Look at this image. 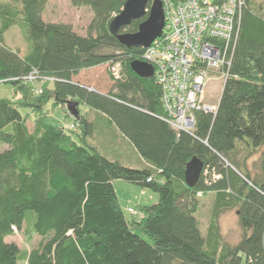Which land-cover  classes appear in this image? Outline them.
<instances>
[{"label": "trees", "instance_id": "obj_1", "mask_svg": "<svg viewBox=\"0 0 264 264\" xmlns=\"http://www.w3.org/2000/svg\"><path fill=\"white\" fill-rule=\"evenodd\" d=\"M126 1L71 0L93 14L82 34L71 23L44 19L49 0H0V83L19 95L0 99V264H264V151L255 175L239 158L240 151L264 147V12L245 0L218 109L197 110L187 132L162 118L154 76L132 69L144 48L125 46L110 31ZM146 16L119 32L137 31ZM17 24L29 42L25 54L5 40ZM115 62L123 75L110 72L114 82L106 92L75 79L84 69ZM34 71L37 80L24 79ZM38 82L48 84L36 94ZM29 92L42 101L38 114L49 101L58 107L78 102L74 119L81 133L73 136L44 116L31 129L23 112L36 106ZM90 110L97 113L92 119ZM110 134L126 137L145 163L123 164L119 148L87 139ZM194 156L204 169L189 186L185 171ZM117 179L159 194L158 201L138 206L144 217L128 210L126 216ZM206 194L212 207L203 233L198 211ZM231 209L242 231L236 243L225 242L220 228L222 213ZM24 221L43 239L22 251L6 238Z\"/></svg>", "mask_w": 264, "mask_h": 264}, {"label": "built area", "instance_id": "obj_2", "mask_svg": "<svg viewBox=\"0 0 264 264\" xmlns=\"http://www.w3.org/2000/svg\"><path fill=\"white\" fill-rule=\"evenodd\" d=\"M162 2L165 13L162 34L144 48L141 60L153 66V76L162 90V118L177 131L192 132L197 110L215 114L218 109L219 100L216 104L206 100L207 83L220 78L224 85L229 76L246 1ZM109 70L114 78H122L120 62L110 64ZM37 77L34 71L24 79L33 81ZM34 91L38 94L41 89ZM128 211L135 212L133 207Z\"/></svg>", "mask_w": 264, "mask_h": 264}, {"label": "rangeland", "instance_id": "obj_3", "mask_svg": "<svg viewBox=\"0 0 264 264\" xmlns=\"http://www.w3.org/2000/svg\"><path fill=\"white\" fill-rule=\"evenodd\" d=\"M253 6L255 10L264 12V0H252ZM44 19L47 21H58V22H68L73 25V27L82 34H85L87 31V27L89 22L92 19V11L85 6H74L71 0H49L47 6L44 11ZM6 43L13 48L19 50L22 54L27 53L29 49V42L24 32L21 29L19 24L14 25L5 33ZM78 81L86 84L91 88L98 89L102 92H106L112 86L114 79L109 71V64H102L96 67H92L89 69L82 70L76 77ZM34 80H37L34 79ZM33 80V81H34ZM48 84V83H47ZM47 84H42L41 82L37 83L39 89L41 87L44 89ZM51 86L53 83H50ZM223 88V80L220 78L212 79L207 83L206 87V100L211 101L216 104L218 100H220V94ZM47 91H45L46 93ZM50 92V91H49ZM207 97L209 99H207ZM8 98L11 100H18L19 95H17L14 91V88L9 83H0V99ZM28 100L33 102L35 106L33 110L31 109H23L25 116L27 117L28 126L33 129L34 121L36 118L45 117L46 121L53 125L63 126L67 130L73 131V136H76L77 133H81L80 129H78V125H75V119L72 112L68 109V105H61L58 107L52 102H48L47 105H43L44 115H42V111L40 114L37 113V105H41L40 97H34L32 93H28ZM45 106V107H44ZM81 109L83 108L80 106ZM89 118L92 119L97 114L95 110L89 111ZM78 115V114H77ZM71 124H74V128L71 127ZM94 138H87L88 141L94 143ZM96 141V140H95ZM124 144V143H123ZM7 146H2V148ZM102 147V146H100ZM104 149V148H103ZM264 151V147L260 150L254 151L252 153H248V151H240L239 158L244 160L248 165L247 168H250L252 175H255L260 169V160ZM131 152V151H130ZM132 152L131 154H133ZM133 156V155H132ZM124 158H117L123 164L126 165H138L136 163H131L127 155L123 156ZM135 157V155H134ZM133 167V165H132ZM140 167V166H137ZM114 187L118 194L121 206L124 210V213L127 217H130L129 212L127 211L129 207H133L134 211L131 214H135L136 216L144 217L145 213L138 207L140 204H152L159 199V194L153 192L151 189H143L142 187L128 182L124 179H117L114 182ZM201 200L202 205L200 210L198 211V220L200 227L203 233L206 232L207 225L211 215V202L210 196L204 195ZM140 203V204H138ZM138 204V205H137ZM137 205V206H136ZM141 212V213H140ZM141 215H140V214ZM143 214V215H142ZM220 228L221 233L223 235V240L228 243H236L241 235L242 231L239 225L238 214L236 209L227 210L222 213L220 217ZM14 232L9 235L6 240L13 241L18 244L22 251L30 250L33 247L38 246L42 241V236L35 233L30 228V223L28 221H24L21 228H14ZM18 264H27L24 261H19Z\"/></svg>", "mask_w": 264, "mask_h": 264}, {"label": "water", "instance_id": "obj_4", "mask_svg": "<svg viewBox=\"0 0 264 264\" xmlns=\"http://www.w3.org/2000/svg\"><path fill=\"white\" fill-rule=\"evenodd\" d=\"M150 2V7L148 4ZM144 18L135 32H119L121 28L129 25L133 20ZM165 22V13L162 0H127L122 10L114 16L110 23V31L117 36L119 42L128 47H149L151 43L162 34ZM132 69L140 76L152 77L154 68L143 60H133ZM78 102H68V109L77 116ZM204 169V162L194 156L188 163L185 179L189 186H194L200 179Z\"/></svg>", "mask_w": 264, "mask_h": 264}, {"label": "crops", "instance_id": "obj_5", "mask_svg": "<svg viewBox=\"0 0 264 264\" xmlns=\"http://www.w3.org/2000/svg\"><path fill=\"white\" fill-rule=\"evenodd\" d=\"M111 131H113V130H111ZM94 144H97L98 146H102V145L107 146V147L108 146H115V147L119 148L120 150H119V152H117L118 158H124L123 156L127 155L128 158H130L129 160L131 161V163L138 164V165L132 164L133 167L142 166L145 163L144 160L138 154L136 148L131 146L129 140L126 137H124L123 135L115 134L114 136H112L110 134V138H108V137L105 138L103 136L96 137V138H94ZM108 144H110V145H108ZM132 152H134V153L131 154ZM134 155H135V157H134ZM132 165H129V166H132ZM138 204H140V203H138Z\"/></svg>", "mask_w": 264, "mask_h": 264}]
</instances>
